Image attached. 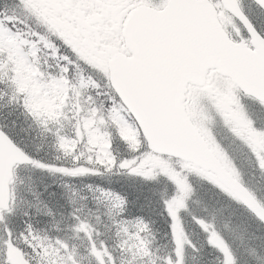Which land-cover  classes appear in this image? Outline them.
<instances>
[{
	"label": "snow or ice",
	"instance_id": "obj_1",
	"mask_svg": "<svg viewBox=\"0 0 264 264\" xmlns=\"http://www.w3.org/2000/svg\"><path fill=\"white\" fill-rule=\"evenodd\" d=\"M55 89L68 101L38 111ZM260 114L264 0H0V264H264V232L191 213L208 185L216 215L234 205L264 225ZM157 197L170 245L137 214Z\"/></svg>",
	"mask_w": 264,
	"mask_h": 264
},
{
	"label": "trees",
	"instance_id": "obj_2",
	"mask_svg": "<svg viewBox=\"0 0 264 264\" xmlns=\"http://www.w3.org/2000/svg\"><path fill=\"white\" fill-rule=\"evenodd\" d=\"M20 121L23 122V117L20 118ZM27 126H28L27 124H24L25 128H27ZM22 138H26L24 137V134H22ZM46 183L54 184L53 180L50 178L46 181ZM75 183L79 184L80 181H75ZM84 183H91V181L85 180ZM50 192L56 193L57 195L55 199H59L61 204L64 203V200L61 198L63 196V190L60 188L58 183L54 184V186L50 189ZM193 201L194 202L191 204V213L195 217L211 219L213 218V216H216V221H219L222 227L225 222H229L232 228L236 230L238 233H242L245 230H247V232L249 233L255 232L257 234H260V232H264V227L257 224L255 219H253L251 216L246 214L244 211L243 214L236 213L235 209L237 208L234 205L231 206L230 208H225L224 210L225 213L223 216L216 215L213 209L214 207H219V205L216 204L215 194L208 185H203V186L199 184L197 185V193L196 196L193 198ZM196 201H199V203H197ZM224 203L227 206V202ZM69 211H71L70 207H69ZM162 211H163V207L159 203V197H157V202L153 204L151 209L146 210L143 213L137 212V214L143 215L146 220H151L155 222L154 228L158 233L157 234L158 245H170L171 243L170 229L168 228L166 214L164 216H161L159 214ZM204 214L206 215L204 216ZM193 215H188L187 213H185L184 224L187 225L188 223H194L195 220L193 219ZM58 219H60V217H58ZM22 223L23 222L20 221L21 226ZM71 223L72 221L70 220L64 221L61 227L64 228L65 231L61 234L64 235L69 240V243L79 248L82 244V241L76 238V234L74 232L68 230ZM38 227L43 228L44 225L39 224ZM196 234L198 236L195 239L193 238V240L197 245H199L204 240V238L201 237V232L196 231ZM208 252L211 253V249H208ZM208 258L212 259L213 257L209 256ZM83 263L87 264V261L85 260L83 261Z\"/></svg>",
	"mask_w": 264,
	"mask_h": 264
},
{
	"label": "rangeland",
	"instance_id": "obj_3",
	"mask_svg": "<svg viewBox=\"0 0 264 264\" xmlns=\"http://www.w3.org/2000/svg\"><path fill=\"white\" fill-rule=\"evenodd\" d=\"M24 70L23 69H21V72H23ZM23 82H24V84H25V86H29L30 85V83H31V80H32V76H31V74L29 73V74H25V75H23ZM34 91H35V94L37 95V96H39L40 95V91H39V89H34ZM62 104H64V101L62 102ZM38 107L39 108H44V110L47 112V111H52L53 110V108L55 107V103H54V101H52V100H47V99H43V100H41L39 103H38ZM58 111V110H57Z\"/></svg>",
	"mask_w": 264,
	"mask_h": 264
},
{
	"label": "water",
	"instance_id": "obj_4",
	"mask_svg": "<svg viewBox=\"0 0 264 264\" xmlns=\"http://www.w3.org/2000/svg\"><path fill=\"white\" fill-rule=\"evenodd\" d=\"M236 193L238 196L241 198L243 201H247L250 205L254 204L255 202L251 199L250 195L248 192H246L243 189H240L238 186H236Z\"/></svg>",
	"mask_w": 264,
	"mask_h": 264
},
{
	"label": "bare ground",
	"instance_id": "obj_5",
	"mask_svg": "<svg viewBox=\"0 0 264 264\" xmlns=\"http://www.w3.org/2000/svg\"><path fill=\"white\" fill-rule=\"evenodd\" d=\"M68 211H69V208H68ZM166 238V237H165Z\"/></svg>",
	"mask_w": 264,
	"mask_h": 264
}]
</instances>
